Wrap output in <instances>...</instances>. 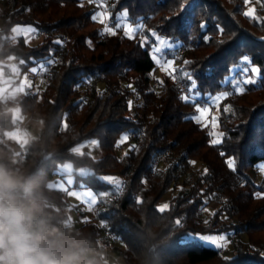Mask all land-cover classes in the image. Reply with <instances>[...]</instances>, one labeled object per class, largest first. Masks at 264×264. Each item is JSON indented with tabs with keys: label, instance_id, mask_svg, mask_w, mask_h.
<instances>
[{
	"label": "trees",
	"instance_id": "1",
	"mask_svg": "<svg viewBox=\"0 0 264 264\" xmlns=\"http://www.w3.org/2000/svg\"><path fill=\"white\" fill-rule=\"evenodd\" d=\"M251 5L254 17L245 16ZM0 7V65L13 57L23 73L48 63L41 101L34 93L20 100L23 116L38 118V132L18 155L5 142L18 119L0 113V156L33 179L51 224L87 241L98 264H105L98 257L108 249L122 264H264V179L255 177L264 163V87L246 85L241 95L230 83L242 78L232 74L244 56L264 78V0H110V23L127 10V23L137 27L131 36L123 28L104 33L92 19L98 7L84 0H0ZM16 25L34 26L43 40L30 44L12 35ZM157 38L174 44L167 51L178 65L175 79L166 75L155 86ZM184 73L195 83L191 92ZM186 90L201 97L186 101ZM224 92L221 140L212 144L208 126L187 118ZM94 140L100 156L74 153ZM67 161L74 187L100 195L94 216L77 224L69 221L66 193L50 183L64 176L58 168ZM164 199L168 207L160 212ZM212 203L216 208L204 215ZM228 231L232 257L188 240Z\"/></svg>",
	"mask_w": 264,
	"mask_h": 264
},
{
	"label": "clouds",
	"instance_id": "2",
	"mask_svg": "<svg viewBox=\"0 0 264 264\" xmlns=\"http://www.w3.org/2000/svg\"><path fill=\"white\" fill-rule=\"evenodd\" d=\"M44 209L33 179L0 164V264H96L88 242Z\"/></svg>",
	"mask_w": 264,
	"mask_h": 264
},
{
	"label": "rangeland",
	"instance_id": "3",
	"mask_svg": "<svg viewBox=\"0 0 264 264\" xmlns=\"http://www.w3.org/2000/svg\"><path fill=\"white\" fill-rule=\"evenodd\" d=\"M109 1L110 0H84V3H86L89 6H95V7L97 6L98 7L99 10L95 13V15L99 14L101 12L106 14L105 18H104V23H101L99 21V19L96 20L97 23L102 27L103 32L106 33V34H109V32L106 29L108 27H113V25L109 21V14H108V12L106 10L108 8ZM249 1H253V0H249ZM255 7L256 6L251 5L249 7L248 11L251 10V9L255 10ZM124 13H126L127 16H126V18H125V20L123 22L127 23V18H128L127 10L122 11L118 15V17H122L124 15ZM18 27L21 28V29H24L25 30L24 33L27 31V29H36L34 26H31V25H16L15 27H13V29L11 31L12 35L15 34V32L18 29ZM133 28L137 29V27H135V26ZM14 29H16V30H14ZM157 44H158V41L155 44V46H157ZM165 45L169 46V47H166V51L168 49H170V47L174 46L173 43L171 44L168 41L165 42ZM167 58L172 61V67L175 69V72H176V67H177L178 64H177L175 58H173L171 53H168V51H167ZM41 66H43L42 62L39 63V67H41ZM243 66L244 65L241 64V65H238L237 67H234L232 75H234V73L239 71V68L243 67ZM247 66L249 68L254 67L253 65L250 64V61H249ZM43 68H44V66H43ZM169 71H171V69H169ZM175 72H173L172 75H174ZM240 74L243 77V74L241 72H240ZM166 75H168V74L164 70H162L161 67L158 65L156 67V69L152 72V77L154 79L155 86H158L160 84V82L162 81V79L164 78V76H166ZM248 75L251 76L253 74L251 72H249ZM186 95L190 96V94H188L187 90L185 92V96ZM220 95L221 94H218L217 96H220ZM200 97H201L200 95H196V98L194 96H191V99H193V100L196 99L197 100ZM218 103L213 104L209 100L208 103H199L198 106L201 107V108H207L208 109V113H207L206 117H203L201 122L204 125H207L208 128L211 130L213 139L221 140V134L219 133L218 122H217V116H218V113H219ZM213 117H216L215 121H213V119H212ZM35 118L33 120H35ZM33 120H31V121H33ZM213 124H216L217 126L213 127ZM24 140H25L24 137H22V134H20L19 137H17V138L15 137V139L9 140V143L12 146L15 147V149H16V151L18 153V152H21V150L23 149ZM93 142H95V143H93ZM133 143H134V141H130L129 144L126 145L121 150V152L129 150L132 147ZM75 148H80V150H81L80 153L87 152V153L93 155L94 157L100 156V149H99V146H98V141H95V140L91 141V142H86V143L79 144ZM73 170H74V167H73V164L70 161H67V162L63 163L62 165L59 166L58 172L59 173H63L64 176H59V177H57L56 179H54V180H52L50 182L51 186L59 188V189L63 190L66 193V195L68 197V200H69V202L71 204L70 210L68 212L69 221L72 220L71 222H75L76 220L79 219V217L77 216V213L78 214L80 213L81 218H83V217L84 218L93 217L94 216L93 209H94V207L97 205V203L100 200L99 199L100 195L97 194L93 189H91V188H76V187H74L75 175L73 174ZM255 177H256V179L259 182H261L264 179V163L259 164L258 167L256 168ZM86 193H90L93 197H95L96 201H94L93 203H88V197H87ZM166 198H168V196ZM162 205H167L168 206L167 199H164L160 203V206H162ZM216 206H217V204H214V203L210 204L208 207H206L204 209L203 214L204 215H209V213L213 209H215ZM89 215H91V216H89ZM78 222H79V220L76 221L73 224H77ZM199 235H209V234H199ZM211 236H224L225 239H224L223 242H221V243H223V247H216V246L211 245V244H203V245L210 246V247H213V248H221L222 251L225 253V255L228 256V257H232L234 255V244H233V238H232L233 237V233L232 232L228 231V232H223V233H220V234H217V235H211ZM97 256L98 255L96 254V256H95L96 259H97ZM104 258H105V260H108L110 264H122L123 263L122 258L118 254L113 253V252L109 253L108 255L106 254V256L102 255V259L103 260H104ZM96 264H98V263H96Z\"/></svg>",
	"mask_w": 264,
	"mask_h": 264
},
{
	"label": "crops",
	"instance_id": "4",
	"mask_svg": "<svg viewBox=\"0 0 264 264\" xmlns=\"http://www.w3.org/2000/svg\"><path fill=\"white\" fill-rule=\"evenodd\" d=\"M1 15L2 12L0 7V31L2 27ZM33 30L34 31L31 32H22L20 35H18V31H16L14 36H23L30 44H38L43 40L44 34L37 29ZM42 63L44 68L39 67V64H37L23 73L20 71L18 61L13 57L0 65V113L12 111L15 118L18 119L16 126L7 133L5 142L9 145H11L9 143V140L15 139V137H19L20 134H22V137H24L25 139L23 142L24 145L27 137L29 135L36 134L39 130L40 123L39 121H37L38 118H35V120L33 121H29L28 118L23 116V114L21 113L20 100L24 95L28 93H34L38 95L39 101H41L43 91L46 87V70L48 65V63L43 61ZM33 69H36V71H33ZM20 153L21 152H18L17 154L20 155ZM0 164H3L5 166V161L1 156ZM79 215L80 213H77V216L79 217L78 220L81 219V215ZM71 221L70 223L76 222ZM111 252L116 253L113 250L108 249L100 253L99 255L101 256H99L98 258H100L101 261L105 262V264H110L108 260H105V258L104 260L102 259V255L106 256V254L108 255ZM91 253L93 258H95L97 254L96 251L91 250Z\"/></svg>",
	"mask_w": 264,
	"mask_h": 264
},
{
	"label": "snow or ice",
	"instance_id": "5",
	"mask_svg": "<svg viewBox=\"0 0 264 264\" xmlns=\"http://www.w3.org/2000/svg\"><path fill=\"white\" fill-rule=\"evenodd\" d=\"M249 0H245V3H248ZM254 9H251L249 11H246L244 13L245 16H253L254 17ZM105 13L101 12L99 14L93 15L92 19L93 21H96L99 19V21L101 23H104V18H105ZM127 14L124 13V15L122 17H118L117 21L115 23V25L113 27H108L106 30L111 33V34H115V29H121L123 28L125 31L126 35L131 36L136 29H134L132 26L128 25L127 23L123 22L126 18ZM204 25L202 24L201 27H203ZM18 35H20L22 32H24V29H21L18 27ZM28 32L34 31L33 29H27ZM219 31L221 33H223V29L220 28ZM153 35H155L153 33ZM158 44L157 46L154 47L153 51V60L161 67L162 70H164L169 76H172L173 79H175V76H173V72H175V69L172 67V61L170 59L167 58V51H166V47H169L167 45H165V41L161 40L159 38H157ZM185 63H188L187 61H185ZM249 63V57L244 56L241 64H243V67L239 68V71L243 74L242 78H232L230 83L233 89V94H243L246 91V85H254L256 86L257 89L264 87V78H261L259 76V69L256 67H251L249 68L247 65ZM43 66H41L42 68ZM169 69H171V71H169ZM33 71H36V69H33ZM251 72L253 75L249 76L248 73ZM184 76L191 82V87L189 89V92L192 91V89L195 88V83L192 82V78L188 73H184ZM160 83H163L162 81ZM229 95L228 92H224L222 93L220 96H215V97H209V100L213 103L216 104L218 103L222 98H227V96ZM182 99L184 100H189L191 99V96H184L182 97ZM194 103V101H193ZM231 106H226L225 107V111H228L229 108ZM196 115L188 117L187 119L190 120H194L196 123H201V120L203 117H206L207 113H208V109L207 108H201L199 106H196ZM213 121L216 120V117L212 118ZM207 126V125H205ZM216 124H213V127H216ZM222 135V134H221ZM127 136L123 137V140H126ZM95 143V142H93ZM212 144H218L220 143L219 139H213L211 141ZM74 153H80V148H75ZM221 155H223V153H221ZM227 166L232 169L234 168V161L233 159L229 158L227 161ZM81 172V174H83L86 170L84 169H80L79 170ZM206 171V170H205ZM106 180L109 181H113V178L111 177H105ZM117 184V186L119 185L118 181H113ZM87 197H88V203H93L94 201H96L95 197H93L90 193H86ZM261 195V193H256V196L259 197ZM137 202H141V201H137ZM167 205H162L158 208V211L160 212H164L167 209ZM177 224H179L180 222L177 220L176 221ZM225 239L224 236H211V235H192L189 234L188 236V240L191 243H202V244H211L214 245L216 247H223V242Z\"/></svg>",
	"mask_w": 264,
	"mask_h": 264
},
{
	"label": "built area",
	"instance_id": "6",
	"mask_svg": "<svg viewBox=\"0 0 264 264\" xmlns=\"http://www.w3.org/2000/svg\"><path fill=\"white\" fill-rule=\"evenodd\" d=\"M26 177H30V176H28V175H25Z\"/></svg>",
	"mask_w": 264,
	"mask_h": 264
}]
</instances>
